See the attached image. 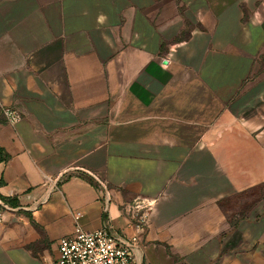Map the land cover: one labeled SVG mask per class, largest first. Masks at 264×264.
<instances>
[{
    "label": "crops",
    "instance_id": "crops-1",
    "mask_svg": "<svg viewBox=\"0 0 264 264\" xmlns=\"http://www.w3.org/2000/svg\"><path fill=\"white\" fill-rule=\"evenodd\" d=\"M0 150V264H264V0H0Z\"/></svg>",
    "mask_w": 264,
    "mask_h": 264
},
{
    "label": "built area",
    "instance_id": "built-area-1",
    "mask_svg": "<svg viewBox=\"0 0 264 264\" xmlns=\"http://www.w3.org/2000/svg\"><path fill=\"white\" fill-rule=\"evenodd\" d=\"M6 121L15 125L21 120V115L13 109L2 110ZM0 199V222L5 221V214L15 210ZM137 210L149 211L150 206L139 202L134 207ZM79 214L75 215V225L70 235L62 237L57 242V257L54 264H137L133 250L139 238L137 236L124 238L111 229L104 221L103 227L95 231H85L78 223ZM147 214H142L136 228L143 232L146 227Z\"/></svg>",
    "mask_w": 264,
    "mask_h": 264
},
{
    "label": "trees",
    "instance_id": "trees-1",
    "mask_svg": "<svg viewBox=\"0 0 264 264\" xmlns=\"http://www.w3.org/2000/svg\"><path fill=\"white\" fill-rule=\"evenodd\" d=\"M8 156L6 155V154H3V152L0 150V159H6ZM0 199L4 202V203H6V204H8L9 206H11V207H16L17 205L16 204H14L12 201H10V200H8V199H5V198H3V197H0Z\"/></svg>",
    "mask_w": 264,
    "mask_h": 264
},
{
    "label": "rangeland",
    "instance_id": "rangeland-1",
    "mask_svg": "<svg viewBox=\"0 0 264 264\" xmlns=\"http://www.w3.org/2000/svg\"><path fill=\"white\" fill-rule=\"evenodd\" d=\"M259 195L260 194L257 191H255L254 194H253V196H251V198H249V201L255 200Z\"/></svg>",
    "mask_w": 264,
    "mask_h": 264
}]
</instances>
